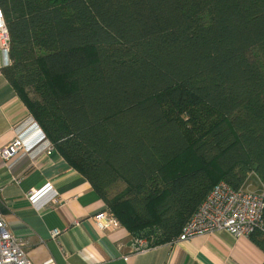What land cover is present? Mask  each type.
<instances>
[{
    "label": "trees",
    "instance_id": "obj_1",
    "mask_svg": "<svg viewBox=\"0 0 264 264\" xmlns=\"http://www.w3.org/2000/svg\"><path fill=\"white\" fill-rule=\"evenodd\" d=\"M0 7L6 77L133 236L173 242L221 180L264 190V0Z\"/></svg>",
    "mask_w": 264,
    "mask_h": 264
},
{
    "label": "crops",
    "instance_id": "obj_2",
    "mask_svg": "<svg viewBox=\"0 0 264 264\" xmlns=\"http://www.w3.org/2000/svg\"><path fill=\"white\" fill-rule=\"evenodd\" d=\"M0 51V150L15 128L33 116L4 73ZM46 184L51 189L33 199ZM0 208L8 228L26 242L34 264H263L264 251L250 237L227 230L198 234L182 242L151 244L137 251L133 235L121 224L101 230L94 219L105 200L89 179L57 150L32 158L4 161L0 153ZM59 230L56 238L52 230Z\"/></svg>",
    "mask_w": 264,
    "mask_h": 264
},
{
    "label": "built area",
    "instance_id": "obj_3",
    "mask_svg": "<svg viewBox=\"0 0 264 264\" xmlns=\"http://www.w3.org/2000/svg\"><path fill=\"white\" fill-rule=\"evenodd\" d=\"M0 51L4 56L3 67L11 64L10 34L5 15L0 7ZM16 136L0 153L6 162L12 164L16 156L29 155L34 158L43 151L51 153L56 150L34 116L15 128ZM51 185L46 184L31 194L35 199ZM53 200H57V192L51 189ZM0 196V202L2 201ZM94 219L101 230H111L121 226L120 220L106 204L105 208L95 214ZM264 229V190L253 191L247 187L232 188L224 180L216 183L197 210L184 224L181 232L173 242H182L198 234L227 230L236 237H250L254 232ZM60 231L52 230L56 238ZM151 239L133 236V244L137 251L144 250L152 244ZM0 264H34L28 255L26 242L8 228L5 214L0 208ZM45 264H54L53 259Z\"/></svg>",
    "mask_w": 264,
    "mask_h": 264
},
{
    "label": "rangeland",
    "instance_id": "obj_4",
    "mask_svg": "<svg viewBox=\"0 0 264 264\" xmlns=\"http://www.w3.org/2000/svg\"><path fill=\"white\" fill-rule=\"evenodd\" d=\"M247 188H250L253 191H259L260 190V186L259 184L253 179L250 178L248 181V185L246 186ZM120 188V187H119ZM119 188H117L115 191H118Z\"/></svg>",
    "mask_w": 264,
    "mask_h": 264
}]
</instances>
